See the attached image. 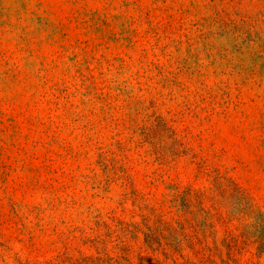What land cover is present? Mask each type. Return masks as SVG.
<instances>
[{"label":"rangeland","instance_id":"374dc122","mask_svg":"<svg viewBox=\"0 0 264 264\" xmlns=\"http://www.w3.org/2000/svg\"><path fill=\"white\" fill-rule=\"evenodd\" d=\"M0 264H264V0H0Z\"/></svg>","mask_w":264,"mask_h":264}]
</instances>
